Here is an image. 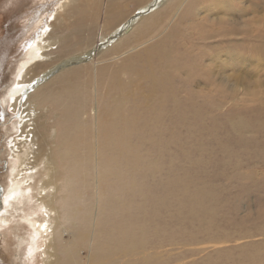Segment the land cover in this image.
<instances>
[{"label": "rangeland", "instance_id": "rangeland-1", "mask_svg": "<svg viewBox=\"0 0 264 264\" xmlns=\"http://www.w3.org/2000/svg\"><path fill=\"white\" fill-rule=\"evenodd\" d=\"M62 1L0 0V217L8 216L2 203L18 166V154L14 152L28 145L15 144L21 135L20 114L4 103L5 89L12 84L30 42L52 22ZM136 1L121 0L120 9L134 12ZM224 1L233 0H188L183 10H187V19L200 18L202 22L216 12L214 6ZM238 2L228 12L238 26L249 19L264 21V0ZM244 5L252 7L246 12ZM123 32L116 35L121 37ZM193 38L194 35L185 41L186 46L174 52L181 62L178 69L157 68L154 88L148 66L138 78H124L133 85L122 93L125 109L130 108L134 119L132 144L112 143L116 150L100 160L99 152L105 145L97 147L92 140L86 149L89 189L82 201L87 205L78 216L84 218V223H77L78 218L71 220L54 234L55 242L61 237L60 243L72 250L86 233L88 243L82 244L79 255L83 262L92 256V264H264V36L233 37V45L252 62L250 68L242 70L229 64L218 66L211 61L215 55L192 46ZM217 40L212 39L211 44L216 45ZM58 47L56 42L50 59H55ZM253 50H261L257 59ZM136 51L139 50L105 58L100 54L94 67L108 65L106 70L111 76L115 65ZM230 53L223 49L222 55ZM88 62L89 59L83 64ZM71 63L72 67L78 66V61ZM198 65L196 74H181ZM60 69L54 74H59ZM236 76L241 78L236 80ZM90 80L93 84V77ZM92 91L93 87L90 97ZM159 95L163 106L158 104ZM99 99L102 103L100 96ZM190 101L194 109L188 107ZM175 105L177 110L173 109ZM90 107L82 120L93 133L94 118L100 110L96 113ZM61 112L52 104L37 112L35 125L46 124L37 128L39 145L34 142L33 147L41 148L36 157L40 150L46 154L51 151L58 170L64 173L68 165L61 159ZM41 134L45 135L46 145L41 143ZM95 147L99 151L97 166L93 162ZM102 162L120 163L128 181L125 176L118 180L117 168L110 173ZM35 171L38 186L45 179L43 166L38 165ZM63 184L59 181L62 189ZM61 194L59 191L58 196ZM20 207L28 208L16 206ZM9 212L15 217L0 229V264H34L39 251L29 252L35 242L28 224L18 218L21 211L10 208ZM56 224L54 221L53 227Z\"/></svg>", "mask_w": 264, "mask_h": 264}, {"label": "bare ground", "instance_id": "bare-ground-1", "mask_svg": "<svg viewBox=\"0 0 264 264\" xmlns=\"http://www.w3.org/2000/svg\"><path fill=\"white\" fill-rule=\"evenodd\" d=\"M119 1L121 0L62 1L52 22L41 29L30 42L25 56L21 58L15 70L12 84L5 89L4 103L9 105L12 112L20 114L21 135L15 144L28 145L24 150L20 148L14 152L18 154V166L12 172L9 190L3 198L4 212L8 213V216L1 215L0 229L15 217L9 212L10 208L15 212H22L18 218L28 224L32 242H35L34 246L30 245L29 252L39 251L34 264H92V256L87 263L79 259L82 244L88 243L86 233L81 236L80 242H75L76 248L72 250L60 243L61 237L60 241L55 242L54 234L64 223L76 220L82 207L87 205L82 201L89 189V153L87 154L86 149L91 145V141L93 140L96 146L105 145L101 153L96 147L94 149L93 162L96 166L98 160L95 158H98V152L100 160L107 152L116 150L112 143L132 144L134 119L131 117L130 108L125 109L122 93H126L133 85L131 80L126 83L124 78H138L148 66L152 76L151 86L154 88L157 85V68L178 69L181 62L176 59L174 52L186 46L185 41L192 35V46L195 44L196 48H202L206 54L215 55L211 61L217 62L218 66L229 64L237 67V70L250 68L251 60L245 59L244 52L237 45H233V37L264 36L263 20L249 19L238 26L230 19L228 12L232 6L237 7L238 0L224 1L214 6L216 12L204 18L202 22H199L200 18H186L187 10L184 11L183 8L188 0H137L138 7L134 12L121 10ZM251 7L244 5V10L248 12ZM136 12L137 15L133 16ZM171 25L173 27H170ZM168 27L170 30L165 33ZM239 28L245 31L241 32ZM117 32H123V35L118 37ZM212 39H218L216 45L211 44ZM56 42L59 44L58 50L54 52L57 56L50 59L52 47ZM102 47H105V50L100 52ZM137 49V53L115 65L111 76L110 71L106 70L108 65L94 67L100 54L105 58ZM223 49L231 50V53L222 55ZM253 53L257 59L261 50H253ZM88 59L89 62L83 64ZM72 61H78V66L72 67ZM57 68H61V72L56 75L54 72ZM199 68V65L192 66L189 71L181 74H196ZM173 76L176 78L174 74ZM90 77L94 79L93 84H90ZM202 77L207 78L205 75ZM240 78L241 76H236V80ZM162 89L163 86H160L159 90ZM157 101L163 106L160 95ZM51 104L62 110L59 115V124L64 129L61 159L68 165L64 173L58 170V163L54 161L51 151L46 154V151L40 150L41 154L36 157V151L41 148L34 150L33 147L34 142L39 145V140H36L37 128H44L46 124L45 122L38 127L35 125L37 112L48 109ZM187 105L194 109L192 101ZM89 107L96 113L100 110L98 117L94 118L93 133L82 120ZM173 109L177 110V105L173 106ZM29 134L31 142L28 141ZM40 138L42 145H46L45 135L41 134ZM13 142L14 140L11 143ZM29 165L32 167L29 168ZM38 165L43 166L45 179L36 186L34 180L38 176L35 171ZM101 165L110 173L114 172L116 167V178L119 180L125 176L128 181V176L121 171L120 163L102 162ZM84 168H87V171ZM119 170L123 173L122 176L119 175ZM59 181L64 182L63 189ZM59 191H62L61 196H58ZM21 204L28 208L17 209L16 206ZM54 221L57 222L55 227ZM77 223L83 224L84 218H78ZM2 235L0 232V240ZM18 242L20 243L21 239H18ZM126 246L130 245L127 243Z\"/></svg>", "mask_w": 264, "mask_h": 264}]
</instances>
